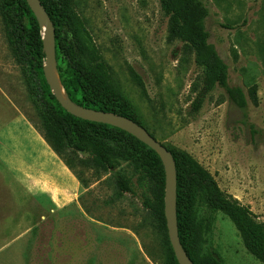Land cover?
<instances>
[{"label":"rangeland","instance_id":"374dc122","mask_svg":"<svg viewBox=\"0 0 264 264\" xmlns=\"http://www.w3.org/2000/svg\"><path fill=\"white\" fill-rule=\"evenodd\" d=\"M201 1L209 11L204 22L208 42L227 65L228 86L244 90L245 108L224 89L206 88L193 55L181 42L168 40V20L159 0H73V6L136 121L166 148L190 155L222 192L264 223V0ZM252 87L255 101L248 94ZM14 108L31 121L28 128L41 142L40 107L13 52L0 7V131L8 119L17 118ZM31 140H24V147L29 145L25 156L39 148L49 165L42 178L48 193L23 195L15 181L12 193V181L0 165V264L168 261L162 224L144 208L132 166L123 163L119 170L133 193L119 194L109 174L95 182L92 170L83 171L84 188L44 143L40 147ZM17 144L8 137V150ZM191 215L206 229L200 255L218 264H262L246 251L224 214L196 202Z\"/></svg>","mask_w":264,"mask_h":264},{"label":"trees","instance_id":"16d2710c","mask_svg":"<svg viewBox=\"0 0 264 264\" xmlns=\"http://www.w3.org/2000/svg\"><path fill=\"white\" fill-rule=\"evenodd\" d=\"M39 1L54 27L56 68L67 97L78 106L121 115L139 124L121 96L110 66L75 10L73 0ZM159 4L168 20V40L181 42L183 50L193 55L195 65L202 69L206 88L218 86L238 107H247L244 90L228 86L227 65L208 42L204 24L209 13L207 6L201 0H159ZM0 7L13 52L33 84L44 142L84 188H88V182L83 171L92 170L95 182L102 179V173L109 174L119 194L133 193L130 180L119 170L123 163L132 166L142 187L143 206L160 220L165 233L168 261L164 264H178L167 234L165 174L157 153L120 129L81 120L66 112L45 81L42 34L26 0H0ZM130 76L141 85L132 70ZM248 94L255 101L253 87ZM166 149L172 154L176 169L178 237L191 261L218 264L214 258L199 252L206 229L191 215V208L201 202L209 210L224 214L237 230L246 251L264 264V223L255 220L249 208L222 192L211 174L190 155Z\"/></svg>","mask_w":264,"mask_h":264},{"label":"water","instance_id":"95a60500","mask_svg":"<svg viewBox=\"0 0 264 264\" xmlns=\"http://www.w3.org/2000/svg\"><path fill=\"white\" fill-rule=\"evenodd\" d=\"M34 14L42 34L45 55L43 74L51 94L59 105L70 115L81 120L106 124L120 129L146 145L159 156L165 174L164 217L168 239L178 264H194L183 249L177 229L176 217V169L172 154L155 140L142 126L134 121L113 113L96 111L74 104L66 95L56 68L54 27L39 0H26Z\"/></svg>","mask_w":264,"mask_h":264},{"label":"crops","instance_id":"0c3cea01","mask_svg":"<svg viewBox=\"0 0 264 264\" xmlns=\"http://www.w3.org/2000/svg\"><path fill=\"white\" fill-rule=\"evenodd\" d=\"M5 101H7L6 98ZM14 111L16 112L14 114L17 116V118L12 119L10 117L11 119H8V125L5 126L6 129L0 131V165L5 168L4 170L7 171V174L12 181L11 185L8 184V189L12 193L14 192L13 181H15V183L20 187L21 194H39L40 196H43L48 192H46V188L43 186L42 178H44V172L49 165L44 163L41 154H39L38 147L35 149L33 148L31 157L27 159L25 154L27 153V147L29 145L24 147V143L27 144L24 140L31 138V143H35L38 146L41 145L40 147H43L42 143H44L46 146L47 144L42 138H40L42 143L33 138V132L28 128L30 123L26 117H24V115L16 108H14ZM4 136L7 138V140L2 141ZM8 137L11 138L12 143H18V146H15V148H9L8 150ZM49 158L51 161H53L52 157ZM16 190L17 193L15 196L20 194L18 188H16Z\"/></svg>","mask_w":264,"mask_h":264}]
</instances>
